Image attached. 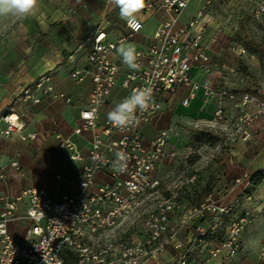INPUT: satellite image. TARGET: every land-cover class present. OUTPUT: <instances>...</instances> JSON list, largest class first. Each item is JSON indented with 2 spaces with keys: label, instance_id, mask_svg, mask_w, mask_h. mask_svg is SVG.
<instances>
[{
  "label": "built area",
  "instance_id": "2783aa9c",
  "mask_svg": "<svg viewBox=\"0 0 264 264\" xmlns=\"http://www.w3.org/2000/svg\"><path fill=\"white\" fill-rule=\"evenodd\" d=\"M101 1L109 3V0ZM190 2L144 0L142 10L145 13L159 8L168 17L158 26L149 45L136 48L140 54L139 70H131L123 64L118 52L121 43H131L142 31L144 23L139 17L134 27L126 22L122 32L107 30L102 24L89 29L83 36L71 31L78 40L68 59L73 60L76 54L85 52L87 60L86 66L72 70L71 77L80 82L90 76L93 82L89 103L81 110V121L75 127V134H81L83 129L94 131L90 149L75 192L54 197L46 187L33 186L23 188L16 196L2 198L0 264H142L157 260L169 248L175 251L173 264H207L208 259L201 255L206 250L211 257L238 254L242 234L252 222L256 206L254 194L248 190L249 181L228 201L209 194L199 205H186L182 198L183 188L195 183L197 176L181 180L167 196L161 195L164 181L155 171L169 155L166 147L170 133L168 129H161L147 138L142 132V126L161 113L163 99L183 86L189 87V94L183 100L185 105L199 89H204L207 97L218 95L213 118L201 123L212 128L222 126L232 140H248L250 126L258 114L264 112V101L249 92L227 88L217 91L208 80L198 82L192 78L193 67L205 66L210 57L209 46L203 42V28H200L202 10L189 23L177 26ZM262 14L264 0H258L254 15ZM122 68L124 76L120 81ZM52 75V71L42 74L12 97L10 105L0 114L1 137L17 136L24 140L37 137L36 132L26 131L25 116L31 107L54 92ZM149 82L156 107L138 112L135 126L125 130L113 127L107 121V113L99 119L101 106L118 84L131 93L136 88L149 86ZM66 100L71 102L70 97ZM250 102H256L257 111L247 110ZM229 103L238 115H228ZM56 136L60 147L72 151L71 160L82 159L74 141L60 132ZM117 151H124L129 157L123 173L113 168ZM97 156L99 160L94 159ZM12 165L21 170L18 161H13ZM100 173L106 178L98 181ZM152 200L154 208L145 219L146 234L142 239L131 244L112 241L102 244L107 239V231ZM22 201L26 203L24 209ZM12 223H23L22 239L16 238ZM192 224H195V234L187 237V229ZM219 230L222 231L220 238H211Z\"/></svg>",
  "mask_w": 264,
  "mask_h": 264
},
{
  "label": "crops",
  "instance_id": "0c3cea01",
  "mask_svg": "<svg viewBox=\"0 0 264 264\" xmlns=\"http://www.w3.org/2000/svg\"><path fill=\"white\" fill-rule=\"evenodd\" d=\"M205 1L191 0L180 15L177 26L194 19ZM138 17L143 20L144 27L130 43L135 48L149 45L156 29L168 15L162 9L155 8L149 13L140 11ZM206 18L202 16L200 28L204 32L203 42L209 46L207 52L211 61L219 52V38L214 37L206 28ZM125 23L114 0H109L108 4L101 0H41L39 11L31 17L0 19V33L3 34L0 39V114L7 109L18 91L42 74L52 71L54 87V92L31 107L25 116L26 131L36 132L35 139L0 136V212L3 207L2 198L16 196L25 187L44 186L54 197L77 190L94 131L83 129L81 134H75V127L81 121V110L89 103L93 82L90 76L80 82L71 77L75 67L87 64L85 52L76 54L73 60L68 59L76 49L78 40L71 35V31L83 36L89 29L102 24L107 30L122 32L125 31ZM114 58L117 59L116 55ZM208 73L206 66L195 65L192 78L198 82L208 80L215 90L222 89L212 84ZM123 76L122 68L120 81ZM56 93L64 96H57ZM130 94L129 90L118 84L101 106L99 119L102 120L115 104ZM188 94L189 87L185 86L168 94L163 99L161 113L142 126V132L147 138L161 129L172 131L173 128L174 133L170 134L166 147L169 155L159 163L155 171L162 180L167 177L164 166L171 156V138L181 133V124L191 123L195 119L210 120L217 107V94L207 97L205 90L199 89L190 98L189 104L185 105L183 100ZM66 97H70L71 102H67ZM246 108L250 112L256 111V102H250ZM236 111L229 103L228 115L234 117ZM250 131L251 137L248 140H228L220 160L219 180L212 193L215 198L228 201L234 199L249 181L248 190L256 200L253 220L242 234L241 249L236 256H230L228 260H225L224 255L211 258L207 264H264V114L256 118ZM58 132L76 143L82 159L71 160L72 151L60 147L56 136ZM13 161L21 164V170L12 165ZM257 173H261L262 177L256 179L259 182L254 185L253 177ZM206 174L203 173V176L206 177ZM104 178L106 176L102 173L97 176L98 181ZM237 179L240 181L237 182ZM21 208H26L25 201L21 202ZM16 224L12 223L11 229L16 238L22 239L23 223ZM102 244L107 245L108 239H104ZM151 261L155 260L148 262Z\"/></svg>",
  "mask_w": 264,
  "mask_h": 264
},
{
  "label": "rangeland",
  "instance_id": "374dc122",
  "mask_svg": "<svg viewBox=\"0 0 264 264\" xmlns=\"http://www.w3.org/2000/svg\"><path fill=\"white\" fill-rule=\"evenodd\" d=\"M257 1L206 0L201 10L203 16H207L206 28L214 37L219 38L218 54L205 65L212 84L222 89L249 92L264 101V14L259 17L254 15ZM2 38L3 34L0 33ZM262 114L264 112L258 114V117ZM169 133H174L173 128ZM229 139L222 126L212 128L196 119L181 124V133L171 138L172 151L163 168L167 177L163 178L161 195L167 196L170 190L178 187L181 180L192 176H197L196 182L184 186L182 192L186 205H199L209 194L213 195L212 190L219 180L220 160ZM203 173H207V176H203ZM154 204L153 200L150 201L147 206L107 231L108 241L131 244L142 239L146 234L145 219ZM194 225L188 227L187 237L195 234ZM221 234L219 230L211 238L218 239ZM201 255L208 261L222 256L211 257L208 250ZM175 256V251L169 248L157 260H147L142 264H173ZM224 258L228 260L230 257Z\"/></svg>",
  "mask_w": 264,
  "mask_h": 264
},
{
  "label": "clouds",
  "instance_id": "9594fccd",
  "mask_svg": "<svg viewBox=\"0 0 264 264\" xmlns=\"http://www.w3.org/2000/svg\"><path fill=\"white\" fill-rule=\"evenodd\" d=\"M119 7L120 17L125 20L129 26H136L139 23L138 14L144 6V0H139V6H136V0H114ZM41 6V0H0V19L7 17L28 18L35 15ZM119 55L125 64L131 70H139L138 62L140 54L134 45L124 42L118 48ZM136 88L131 94L121 100L107 113V121L121 130L128 129L138 123L137 113H143L156 107L153 96V89L150 86ZM99 160L100 157H94ZM129 157L124 151L115 152L113 168L118 173H123L127 168Z\"/></svg>",
  "mask_w": 264,
  "mask_h": 264
},
{
  "label": "trees",
  "instance_id": "16d2710c",
  "mask_svg": "<svg viewBox=\"0 0 264 264\" xmlns=\"http://www.w3.org/2000/svg\"><path fill=\"white\" fill-rule=\"evenodd\" d=\"M262 177V174L261 173H257V174H255V176L253 177V183H254V185H257L258 184V180H256V179H260Z\"/></svg>",
  "mask_w": 264,
  "mask_h": 264
},
{
  "label": "snow or ice",
  "instance_id": "6c2138e0",
  "mask_svg": "<svg viewBox=\"0 0 264 264\" xmlns=\"http://www.w3.org/2000/svg\"><path fill=\"white\" fill-rule=\"evenodd\" d=\"M136 6H139V0H136Z\"/></svg>",
  "mask_w": 264,
  "mask_h": 264
}]
</instances>
